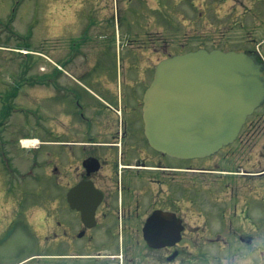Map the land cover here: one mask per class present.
Wrapping results in <instances>:
<instances>
[{
  "label": "flooded vegetation",
  "instance_id": "flooded-vegetation-1",
  "mask_svg": "<svg viewBox=\"0 0 264 264\" xmlns=\"http://www.w3.org/2000/svg\"><path fill=\"white\" fill-rule=\"evenodd\" d=\"M135 37L125 70H98V61L76 46V52L70 48L54 60L50 76L28 78L23 68L10 75L5 96L7 109L15 112L23 107L13 100L25 87L52 88V153L46 166L52 209H36L29 218L17 212L16 201L11 212L0 213V248L15 233L28 231L54 253H35L14 264H220L239 254L246 264H264V219L251 213L243 187L219 174L218 155L230 145L190 160L151 146L143 107L154 56L148 46L150 56L144 58L145 45ZM261 121L249 118L231 145L242 152L231 149L222 156L239 163L238 174L264 175V130L260 152L248 150L257 146L256 132H249ZM240 162L252 169L243 170ZM211 187L216 194L209 198Z\"/></svg>",
  "mask_w": 264,
  "mask_h": 264
},
{
  "label": "rangeland",
  "instance_id": "rangeland-1",
  "mask_svg": "<svg viewBox=\"0 0 264 264\" xmlns=\"http://www.w3.org/2000/svg\"><path fill=\"white\" fill-rule=\"evenodd\" d=\"M0 23V112L10 75L30 64L34 75L29 72L28 78L50 76L53 61L63 58L70 48L76 52V46L86 57L98 61V70L113 72L126 69L124 60L132 52L135 36L145 45L144 58L150 56L146 49L150 47L152 69L161 59L201 46L209 50L258 49L264 58V0H0ZM22 47L31 50L32 58L19 57ZM142 60L140 57L141 64ZM52 96L50 86L29 85L13 100L24 112L16 111L6 119L0 116V213L11 212L16 201L17 212L29 218L36 209H52V182L46 175L51 145L38 149L37 143L27 149L21 140H51ZM258 118L261 124L249 132H256L252 144L257 146L248 148L256 154L263 143L258 137L264 130V105L250 121ZM237 148L242 152L238 145L225 150ZM226 151L218 155L219 174H225L223 180L232 186L243 187L251 213L264 219V175L238 174L236 160L222 159ZM248 154L247 150L243 153L245 158ZM234 157L239 159L238 154ZM240 164L243 170L252 169V164ZM211 188L209 198L216 194ZM214 247L213 253L220 255ZM54 249L40 244L28 231L18 232L0 248V258L2 264H14L35 253H54ZM239 255L220 264H246L245 257Z\"/></svg>",
  "mask_w": 264,
  "mask_h": 264
},
{
  "label": "water",
  "instance_id": "water-1",
  "mask_svg": "<svg viewBox=\"0 0 264 264\" xmlns=\"http://www.w3.org/2000/svg\"><path fill=\"white\" fill-rule=\"evenodd\" d=\"M263 103L264 65L254 54L199 49L156 66L144 96L145 133L159 152L204 158L233 143Z\"/></svg>",
  "mask_w": 264,
  "mask_h": 264
},
{
  "label": "bare ground",
  "instance_id": "bare-ground-1",
  "mask_svg": "<svg viewBox=\"0 0 264 264\" xmlns=\"http://www.w3.org/2000/svg\"><path fill=\"white\" fill-rule=\"evenodd\" d=\"M24 143L26 144V145H34V144H36L37 143V140H34V139H27V140H24Z\"/></svg>",
  "mask_w": 264,
  "mask_h": 264
}]
</instances>
